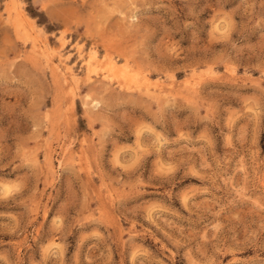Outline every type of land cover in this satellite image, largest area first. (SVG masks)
Returning <instances> with one entry per match:
<instances>
[{"label": "rangeland", "instance_id": "obj_1", "mask_svg": "<svg viewBox=\"0 0 264 264\" xmlns=\"http://www.w3.org/2000/svg\"><path fill=\"white\" fill-rule=\"evenodd\" d=\"M115 1L0 0V264H264V0Z\"/></svg>", "mask_w": 264, "mask_h": 264}, {"label": "bare ground", "instance_id": "obj_2", "mask_svg": "<svg viewBox=\"0 0 264 264\" xmlns=\"http://www.w3.org/2000/svg\"><path fill=\"white\" fill-rule=\"evenodd\" d=\"M13 2L15 1V0H12ZM112 0H110V4L113 2V1H115V0H113L112 2H111ZM108 2L109 1H107V4H108ZM116 2V1H115ZM9 4V3H8ZM8 4H6V5H8ZM11 4V3H10ZM9 4V5H10ZM112 5H114V2H113V4ZM106 6H108V5H106ZM6 7V6H5ZM21 7V6H20ZM6 9V8H5ZM14 9L16 10V18H15V20H14V24H16V26L17 27H22L24 24V20H26V21H28V20H30V18L29 17H27V14H25V13H23V11L21 10V8H19L15 3H14ZM7 10V9H6ZM8 12V11H7ZM135 17V16H134ZM8 18V17H7ZM12 20V19H11ZM26 23V22H25ZM32 23H33V21H32ZM26 25H27V23H26ZM25 25V26H26ZM15 26V25H14ZM32 26V25H31ZM33 26H35V25H33ZM31 28V29H30ZM23 29V28H22ZM29 29L32 31V27H29ZM20 31V30H19ZM28 31V30H27ZM30 31V32H31ZM23 34V36H24V33H22ZM36 35V34H35ZM38 36V35H37ZM27 37V36H26ZM31 37V36H30ZM23 39V38H22ZM29 39H31V38H29ZM35 40H36V37H35ZM62 40V39H61ZM28 40H26V42H27ZM31 42H32V40H31ZM36 41H34V43H35ZM47 42V41H46ZM42 44H43V42H41ZM40 43V44H41ZM45 44V43H44ZM43 44V45H44ZM36 45V44H35ZM47 45V44H46ZM64 45V44H63ZM31 46V48H33L32 47V44L30 45ZM49 46V45H48ZM40 47V46H39ZM31 48H30V51H31ZM44 48V47H43ZM60 48H61V46H60ZM37 49V48H36ZM41 49V48H40ZM52 49V48H51ZM35 50V49H34ZM46 50V49H45ZM44 50V51H45ZM39 51V50H38ZM48 51V50H47ZM41 52V50L38 52V53H40ZM50 52V51H49ZM32 54V53H31ZM43 54V53H42ZM46 54V53H45ZM48 54V53H47ZM60 54H62V53H60ZM34 55V54H33ZM44 55V54H43ZM47 56V55H46ZM51 56V55H50ZM59 56V55H58ZM62 57V56H61ZM111 57V56H110ZM63 58V57H62ZM49 58H47V60H48ZM44 60V59H43ZM64 60H65V58H64ZM67 60H69V59H67ZM45 61H46V59H45ZM63 62V61H62ZM47 63V62H46ZM53 63V62H52ZM57 63V62H56ZM55 63V64H56ZM48 64V63H47ZM51 64V63H50ZM62 64V63H61ZM86 64H87V71H88V73H87V78L88 79H91V73L92 72H94V71H96L95 69L97 68V67H101V68H103V71H106L107 73H108V75L111 77V76H113V77H116L117 79H119V80H125L124 81V83L126 84V81H129V82H131L130 80H132V79H134L135 80V75L127 68V66L126 65H118V63L116 62V61H114V60H112L111 58L110 59H106V60H103L102 58H97V56L95 55V54H93V55H91L90 56V58L86 61ZM60 66V65H59ZM54 67V66H53ZM53 67H52V69H53ZM53 70H55V69H53ZM59 70V69H58ZM69 70V69H68ZM100 71V70H99ZM102 72V71H101ZM67 74H68V76H70V78H71V80L73 81V80H76V78H75V74H74V72L73 71H67L66 72ZM138 73V72H137ZM60 74V73H59ZM93 74V73H92ZM98 74V73H97ZM107 75V74H106ZM105 76V75H104ZM103 76V77H104ZM102 77V78H103ZM101 78V79H102ZM105 78V77H104ZM103 78V79H104ZM106 79V78H105ZM109 79V78H108ZM111 79H113V78H111ZM115 79V78H114ZM146 80H145V82H149L148 81V79L147 78H145ZM138 80V79H137ZM136 81V80H135ZM117 82V81H116ZM158 82V81H157ZM156 82V83H157ZM139 83H140V81H139ZM138 83V84H139ZM155 83V82H154ZM153 83V84H154ZM187 83V82H186ZM197 83V82H196ZM71 84V83H70ZM109 84V83H108ZM124 84V85H125ZM145 84V83H144ZM190 84H192V83H190ZM194 84V83H193ZM72 85V84H71ZM120 85V84H119ZM129 85V84H128ZM146 85V84H145ZM148 85V84H147ZM150 85V84H149ZM163 85V84H162ZM162 85H161V83L160 84H157L155 87H157L158 88V90L159 91H162L163 90V87H162ZM144 86V85H143ZM121 87H123V85L121 86ZM131 87V86H130ZM147 87V86H146ZM164 87H166V86H164ZM191 86L189 85V88H190ZM194 87H195V85H194ZM125 88V87H124ZM144 88V87H143ZM148 88V87H147ZM171 88V87H170ZM186 88H187V86H186ZM153 89H154V87H153ZM192 89V88H191ZM194 89V88H193ZM71 90H72V87H71ZM144 90H146V89H144ZM143 90V91H144ZM166 91H167V89H165ZM164 90V91H165ZM173 90V89H172ZM195 90V89H194ZM147 91H148V89H147ZM170 91V90H169ZM190 91V89L188 90V92ZM193 91V90H192ZM194 92V91H193ZM70 93V92H69ZM72 94H74L73 92H71ZM147 93V92H146ZM153 94H154V92H152ZM159 93H161V92H159ZM172 93V92H171ZM71 94V95H72ZM148 94V93H147ZM149 94H151V93H149ZM158 94V93H157ZM156 94V95H157ZM162 94H163V92H162ZM161 94V95H162ZM169 94V93H168ZM189 94H191V93H189ZM167 95V94H166ZM171 95V94H170ZM155 96V95H154ZM158 96V95H157ZM157 96H155V97H157ZM160 97V96H159ZM164 98V97H163ZM90 100V99H89ZM95 100V99H94ZM96 101V100H95ZM86 103H89V105L92 103L91 102V100H90V102L89 101H87ZM99 103V102H98ZM97 102H94V107H97L96 106V104H98ZM92 106H93V104H91Z\"/></svg>", "mask_w": 264, "mask_h": 264}]
</instances>
